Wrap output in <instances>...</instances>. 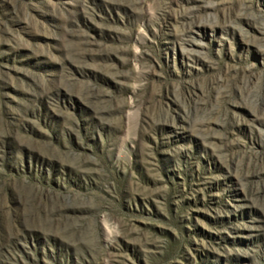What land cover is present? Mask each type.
<instances>
[{
	"label": "rangeland",
	"instance_id": "374dc122",
	"mask_svg": "<svg viewBox=\"0 0 264 264\" xmlns=\"http://www.w3.org/2000/svg\"><path fill=\"white\" fill-rule=\"evenodd\" d=\"M0 264H264V0H0Z\"/></svg>",
	"mask_w": 264,
	"mask_h": 264
}]
</instances>
